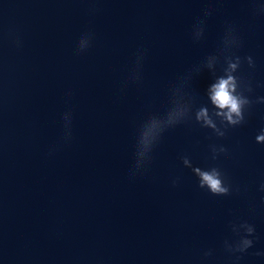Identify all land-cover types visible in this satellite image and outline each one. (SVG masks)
<instances>
[{
	"label": "water",
	"instance_id": "95a60500",
	"mask_svg": "<svg viewBox=\"0 0 264 264\" xmlns=\"http://www.w3.org/2000/svg\"><path fill=\"white\" fill-rule=\"evenodd\" d=\"M226 21L264 95L253 0H0V264H264V104L225 137L195 121ZM177 95L191 117L164 124ZM213 143L228 148L216 161ZM185 158L239 190L200 188ZM241 219L259 239L237 262L223 242Z\"/></svg>",
	"mask_w": 264,
	"mask_h": 264
},
{
	"label": "clouds",
	"instance_id": "9594fccd",
	"mask_svg": "<svg viewBox=\"0 0 264 264\" xmlns=\"http://www.w3.org/2000/svg\"><path fill=\"white\" fill-rule=\"evenodd\" d=\"M255 14H264V0H253ZM212 14L211 9H206L205 16ZM221 44L216 51L208 56L207 67L211 70L212 82L206 89L208 103L195 107L191 96L177 95L170 101L165 115L164 124L175 125L184 123L191 117L195 107V121L206 129H211L215 136L225 137L229 127L242 125L247 120V115L254 104H264V95L253 96L255 85L250 77H246L241 69L246 62L250 68L256 66V60L252 54L242 56L239 49L242 47V38L232 22H225V27L220 36ZM77 52L83 53L81 44ZM219 65V68H217ZM71 97V92L68 93ZM160 127L159 121L145 123L140 135V143L147 147L155 139ZM151 136V139L149 137ZM255 140L258 144H264V128H261ZM211 159L216 161L220 155L228 152L224 144H211ZM143 155V152H141ZM195 175L200 188L216 196H225L239 190L235 187L226 172L219 164H207L204 166L193 164L188 158L184 160ZM174 184L177 182H173ZM260 190L264 191V182L260 183ZM234 238L224 240V248L231 253L234 261H239L241 255L253 247L259 239L256 225L247 219H241L238 224H233ZM257 256H264V249H257ZM212 255V249L204 252L205 257Z\"/></svg>",
	"mask_w": 264,
	"mask_h": 264
}]
</instances>
